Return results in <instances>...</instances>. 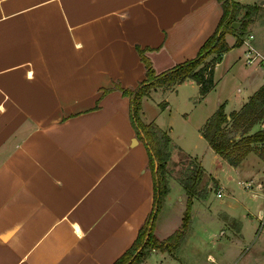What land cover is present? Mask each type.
<instances>
[{"label": "crops", "instance_id": "crops-1", "mask_svg": "<svg viewBox=\"0 0 264 264\" xmlns=\"http://www.w3.org/2000/svg\"><path fill=\"white\" fill-rule=\"evenodd\" d=\"M236 1L264 10L262 0ZM220 15L219 0H0V264H111L129 248L152 206V175L144 143L129 119L128 98L114 85L134 87L144 77L140 50L155 72L193 57ZM247 26L262 50L264 16L253 17ZM234 39L225 34L229 45ZM228 51L213 65L215 83L216 68ZM257 68L248 67L242 90L217 102L227 117L263 84ZM184 84L198 89L190 78L151 88L140 109L141 120L164 130L170 146L179 149L163 117L166 98L157 101L154 94L176 96ZM250 153L254 158L243 170L249 175L242 173L238 184L257 197L264 162ZM188 156L222 189L200 158ZM242 160L236 166L225 161L241 172ZM167 181L178 201H186L178 177L167 172ZM244 182L251 185L244 188ZM210 191L192 202L206 199ZM170 206L162 204L154 222L159 240L181 223L183 207ZM224 215L215 222L241 236L242 223ZM262 216L258 207L259 224ZM229 221L237 232L226 228ZM258 251L251 263L264 251V238ZM223 255L207 257L219 264ZM151 257L155 264L179 259L175 251L151 249L139 264Z\"/></svg>", "mask_w": 264, "mask_h": 264}, {"label": "trees", "instance_id": "trees-1", "mask_svg": "<svg viewBox=\"0 0 264 264\" xmlns=\"http://www.w3.org/2000/svg\"><path fill=\"white\" fill-rule=\"evenodd\" d=\"M221 15L213 33L203 42L196 54L169 68L155 72L150 60L140 52L144 65V77L134 87L115 88L128 98V115L136 135L143 141L148 154V166L152 175V206L138 228L132 244L111 264H139L147 253L146 250H159L172 253L176 250L189 225V206L192 198H200L205 189L198 190L203 169L194 160L189 159L188 167L180 172L178 178L185 194V208L182 212L179 227L165 239H157L153 235L154 219L159 210L161 200L168 190L166 162L170 155V139L167 133L154 123H144L140 118L141 99L151 88L170 86L186 78L194 80L201 96L213 87V65L219 60L221 53L231 46L240 45L241 38L253 17H263L264 10L259 5H241L236 0H219ZM242 12L240 13V11ZM237 21V27L231 22ZM235 35V41L229 45L225 34ZM210 54H215L208 59ZM261 126L255 130L252 128ZM200 134L210 148L236 166L249 152H254L264 162V83L260 85L242 104L238 110L227 114L223 105L218 104L216 110L205 120Z\"/></svg>", "mask_w": 264, "mask_h": 264}, {"label": "rangeland", "instance_id": "rangeland-1", "mask_svg": "<svg viewBox=\"0 0 264 264\" xmlns=\"http://www.w3.org/2000/svg\"><path fill=\"white\" fill-rule=\"evenodd\" d=\"M262 1L264 4V0ZM257 33L261 39V31H257ZM233 36L235 38V35ZM228 50L221 64L216 68L214 79L217 80V83L213 81L214 88L209 90L206 97L201 98L198 89L193 86L194 84H184L180 88L178 87L176 96L175 92L171 91L154 94L157 101L166 98L167 106L163 117H166L172 126L173 141L181 147L179 149L174 144L171 146L170 155H174V159L169 156L166 162V171L179 178L180 172L188 167V161L191 158L188 156L189 153L200 158L202 166L222 186L221 197H215L214 191L218 188V183L214 179L211 181V176L208 173L204 174L203 171L201 181L197 185L198 190L205 189L206 191L209 188L211 191L201 202L190 203L188 229L175 250L179 259L167 258L162 264H216L207 257V254L217 256L219 253L224 254L223 260L219 264H264V251L256 262L251 263L253 255L259 254L258 250L264 238V226L259 229V221L256 217L258 207L264 208V174L260 177L262 187L259 192L261 195L254 197L251 195L250 189H243L238 184L242 173L249 175L245 171H248V164L254 158V154L250 153L242 160L241 172H237L214 153L198 132L202 122L216 110L217 102L222 103L229 93L237 88L243 89L242 77L249 66L247 67L243 63L240 47L231 46ZM214 55L210 54L208 59ZM257 69L260 73L261 69ZM185 95H190L192 99L186 102L188 100L184 99ZM260 126L261 124L257 125L258 128ZM168 202L171 204V209L178 208L179 205L183 207V210L185 208V201H178L176 189L168 186V190L161 200L158 215L161 213L162 204ZM224 213L235 217L242 223L241 236L229 234L223 226H219V223L215 222L217 218H225ZM171 215L172 212L165 214V217ZM226 228L237 232L236 223L232 221L226 223ZM221 229L223 231L225 229L224 235L220 233ZM146 251L148 252V250ZM145 264H155L154 258L151 257Z\"/></svg>", "mask_w": 264, "mask_h": 264}, {"label": "built area", "instance_id": "built-area-1", "mask_svg": "<svg viewBox=\"0 0 264 264\" xmlns=\"http://www.w3.org/2000/svg\"><path fill=\"white\" fill-rule=\"evenodd\" d=\"M254 34L252 32L246 33L242 38L240 42V46L242 47V59L243 63L247 66H256L261 69V75L264 83V48L262 50L258 49L254 43ZM251 185L249 182H244V188H247ZM262 185L261 183L255 184V189H261ZM215 194L217 197H220L222 195V191L220 188H217L215 191ZM254 195V194H252ZM264 196V193H263ZM264 212V208H263ZM264 226V218L263 216L260 218V224L259 227Z\"/></svg>", "mask_w": 264, "mask_h": 264}, {"label": "water", "instance_id": "water-1", "mask_svg": "<svg viewBox=\"0 0 264 264\" xmlns=\"http://www.w3.org/2000/svg\"><path fill=\"white\" fill-rule=\"evenodd\" d=\"M237 25H238V22L237 21L231 22V27L235 28V27H237Z\"/></svg>", "mask_w": 264, "mask_h": 264}]
</instances>
